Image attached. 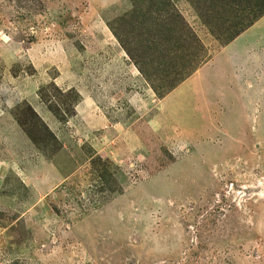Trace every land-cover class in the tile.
<instances>
[{
    "label": "rangeland",
    "instance_id": "374dc122",
    "mask_svg": "<svg viewBox=\"0 0 264 264\" xmlns=\"http://www.w3.org/2000/svg\"><path fill=\"white\" fill-rule=\"evenodd\" d=\"M228 1L0 0V264H264V14Z\"/></svg>",
    "mask_w": 264,
    "mask_h": 264
},
{
    "label": "trees",
    "instance_id": "16d2710c",
    "mask_svg": "<svg viewBox=\"0 0 264 264\" xmlns=\"http://www.w3.org/2000/svg\"><path fill=\"white\" fill-rule=\"evenodd\" d=\"M250 1H253V0H231V1H228L227 4L233 3L235 5H239V4H244V2L249 3ZM249 4H251V5H248V8L251 14L258 12V13H255L256 15L254 19L256 20L257 18L262 17V15L264 14V8H263L264 0H255L254 3L250 2ZM260 8H262L261 9L262 11H259ZM30 137L35 143L38 142V140L35 137L33 136H30Z\"/></svg>",
    "mask_w": 264,
    "mask_h": 264
},
{
    "label": "crops",
    "instance_id": "0c3cea01",
    "mask_svg": "<svg viewBox=\"0 0 264 264\" xmlns=\"http://www.w3.org/2000/svg\"><path fill=\"white\" fill-rule=\"evenodd\" d=\"M237 59H240V58H237ZM246 75H247V74H246ZM234 76H235V77H234L235 80H234V78H233V80H234V83H235V81L238 79V74H237L236 71L234 72ZM237 81H238V80H237ZM246 81L249 82V81H250V78H248V80L246 79ZM263 82H264V79H263Z\"/></svg>",
    "mask_w": 264,
    "mask_h": 264
}]
</instances>
